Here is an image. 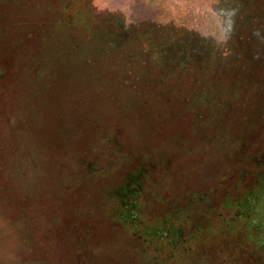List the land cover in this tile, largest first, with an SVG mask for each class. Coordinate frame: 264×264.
I'll use <instances>...</instances> for the list:
<instances>
[{"label":"rangeland","instance_id":"rangeland-1","mask_svg":"<svg viewBox=\"0 0 264 264\" xmlns=\"http://www.w3.org/2000/svg\"><path fill=\"white\" fill-rule=\"evenodd\" d=\"M0 264H264V0H0Z\"/></svg>","mask_w":264,"mask_h":264}]
</instances>
